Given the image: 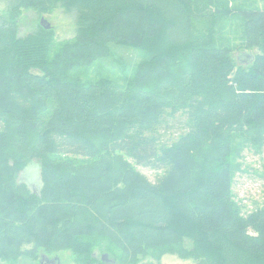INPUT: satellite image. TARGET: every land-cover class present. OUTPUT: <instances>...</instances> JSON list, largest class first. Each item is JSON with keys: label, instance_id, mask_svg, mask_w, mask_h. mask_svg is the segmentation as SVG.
<instances>
[{"label": "trees", "instance_id": "16d2710c", "mask_svg": "<svg viewBox=\"0 0 264 264\" xmlns=\"http://www.w3.org/2000/svg\"><path fill=\"white\" fill-rule=\"evenodd\" d=\"M32 1L22 5L56 0ZM66 1L79 31L53 52L48 32L21 39L0 20V264L66 250L76 264L166 252L264 264V206L244 214L234 202L230 161L234 139L264 149V7ZM230 19L242 23L247 64L195 31ZM125 43L148 59L122 85L72 74ZM30 165L37 194L18 182ZM139 167L161 175L152 183Z\"/></svg>", "mask_w": 264, "mask_h": 264}, {"label": "rangeland", "instance_id": "374dc122", "mask_svg": "<svg viewBox=\"0 0 264 264\" xmlns=\"http://www.w3.org/2000/svg\"><path fill=\"white\" fill-rule=\"evenodd\" d=\"M202 1L207 3L208 0ZM227 1H229L230 7H264V0ZM22 2H26V0H0V20L15 23L19 38L24 39L42 29L48 32L52 52L76 38L80 21L66 0L48 1L40 9L31 7L32 3L23 6ZM32 2L38 4L35 0ZM42 19L50 25L48 30L40 25ZM195 31L197 34L207 36L215 45H225L234 49L235 56L247 53L242 48V23L237 19H230L226 27L220 25L208 27L197 23ZM87 33H91V31H87ZM147 55L144 50L125 43L122 47L117 48L115 54L104 61L96 59L91 64H82L92 66L78 68L72 74L79 76L82 80L93 81L106 78L122 85L131 77L132 71H141L142 63L147 62ZM255 150L254 147L240 139L232 141L230 161L235 174L232 194L234 202L243 210L244 214L264 206V149L256 150L257 152ZM138 171L152 183H155L161 175V172H154L146 168L139 167ZM18 182L27 185L32 193L37 194L41 186L39 169L35 165H30L18 178ZM191 246L192 243L188 239L184 240L185 249H189ZM56 255L58 264H76L72 251H61ZM48 257L55 256L48 255ZM140 259V264H207V259L202 256L180 257L171 252H166L157 258L155 254H149ZM38 261L37 258L36 264Z\"/></svg>", "mask_w": 264, "mask_h": 264}, {"label": "water", "instance_id": "95a60500", "mask_svg": "<svg viewBox=\"0 0 264 264\" xmlns=\"http://www.w3.org/2000/svg\"><path fill=\"white\" fill-rule=\"evenodd\" d=\"M40 25L42 27H44L46 30H48L50 28V25L43 19L40 21ZM236 58H237L238 64L243 65V64H247V63L251 62L252 54L250 52H247L246 54L243 53V54L237 55ZM104 259H105V256L103 255L102 260H104ZM57 263H58V258H56V257L50 259L46 256H41V258L39 260V264H57Z\"/></svg>", "mask_w": 264, "mask_h": 264}]
</instances>
